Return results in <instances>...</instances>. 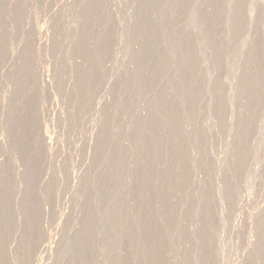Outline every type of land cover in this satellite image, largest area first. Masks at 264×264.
Segmentation results:
<instances>
[{"label": "rangeland", "instance_id": "374dc122", "mask_svg": "<svg viewBox=\"0 0 264 264\" xmlns=\"http://www.w3.org/2000/svg\"><path fill=\"white\" fill-rule=\"evenodd\" d=\"M128 263L264 264V0H0V264Z\"/></svg>", "mask_w": 264, "mask_h": 264}, {"label": "bare ground", "instance_id": "6f19581e", "mask_svg": "<svg viewBox=\"0 0 264 264\" xmlns=\"http://www.w3.org/2000/svg\"><path fill=\"white\" fill-rule=\"evenodd\" d=\"M31 4H32V3H31ZM32 9H33V8H32ZM35 10H36V9H35ZM32 12H33V11H32ZM34 13H35V12H34ZM35 16H36V15H35ZM37 21H38V20H37ZM37 23H38V22H37ZM194 25H195V24H194ZM34 26H35V25H34ZM36 26H37V25H36ZM34 28H35V27H34ZM38 28H39V27H38ZM38 32H40V31H38ZM38 32H36V33H38ZM15 61H16V60H15ZM232 96H233V95H232ZM6 127H7V126H5V129H6ZM2 130H4V129H2ZM6 131H7V130L4 131V134H2L3 132L1 133V135L4 136V138L6 137V134H5ZM6 133H7V132H6ZM4 138H3V139H4ZM3 139H2V140H3ZM48 143H49V142H48ZM48 146H49V145H48ZM130 178H131V176H130ZM132 182H133V181H132ZM129 190H130V189H128V191H129ZM131 191H132V189H131ZM128 195H129V192H128ZM128 195H127V196H128ZM131 195H132V193H131ZM131 195H130V196H131ZM132 197H133V195H132ZM132 197H130V200H132V202H133L134 197H133V198H132ZM219 197H220V198H221V197L223 198L222 195L219 196ZM127 198H129V196H128ZM220 198H219V199H220ZM126 200H127L126 203L128 204V201H129V200H128V199H126ZM221 200H223V199H221ZM129 202H130V201H129ZM221 202H222V201H221ZM127 204H126V207L129 206L128 208H131V209H132V207H130V206H131L133 203H132L131 205H128V206H127ZM129 204H130V203H129ZM133 205H134V204H133ZM128 208L126 209L127 212H128V213H126L127 215L129 214V211L131 210V209H130V210L128 211ZM130 212H131V211H130ZM132 214H136V211H135L134 213H132ZM136 215H137V214H136ZM132 216H133V215H132ZM132 216H131V218H132ZM135 218H136V217H135ZM135 218H133V219L136 220ZM126 220H127V219H126ZM128 221H129V222L131 221L132 224L135 222V221L133 222V220H128ZM127 224H128V223H127ZM134 224H135V223H134ZM128 226H129V228H130V225H128ZM131 227H132V226H131ZM137 227H138V226H137ZM137 227H136V231H135V233L138 232ZM127 229H128V227H127ZM132 230H133V229H132ZM128 231H129V230H128ZM129 232H130V231H129ZM129 232H128V233H129ZM126 233H127V232H126ZM130 233H131V232H130ZM47 235H48V234H47ZM133 235H134V234H133ZM136 235H137V234H136ZM127 236H128V234H127ZM47 237H48V236H47ZM128 237H129V239H130V236H128ZM129 239H128V240H129ZM131 240H132V239H130L129 242H130ZM128 245L131 246L130 244H128ZM128 249H130V248L128 247ZM128 264H129V263H128Z\"/></svg>", "mask_w": 264, "mask_h": 264}]
</instances>
